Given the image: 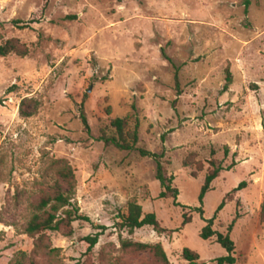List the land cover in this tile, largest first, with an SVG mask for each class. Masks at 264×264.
I'll return each mask as SVG.
<instances>
[{
	"label": "rangeland",
	"instance_id": "1",
	"mask_svg": "<svg viewBox=\"0 0 264 264\" xmlns=\"http://www.w3.org/2000/svg\"><path fill=\"white\" fill-rule=\"evenodd\" d=\"M8 41L27 53L0 57V264H159L125 243L160 244L170 264H190L184 249L216 264L226 251L199 237L213 218L223 234L234 222L236 264H264V0H0V46ZM135 118L136 150L100 141L114 119L132 131ZM138 149L163 156L187 209L158 198L155 162ZM211 160L230 170L201 215ZM66 165L89 222L30 238L26 224ZM130 203L166 232L129 234L120 224Z\"/></svg>",
	"mask_w": 264,
	"mask_h": 264
},
{
	"label": "trees",
	"instance_id": "2",
	"mask_svg": "<svg viewBox=\"0 0 264 264\" xmlns=\"http://www.w3.org/2000/svg\"><path fill=\"white\" fill-rule=\"evenodd\" d=\"M248 5V2H246ZM27 52L22 51L18 46L14 44L13 41H8L4 45L0 46V57H6L11 54H15L18 56H25ZM231 85V76L228 71H226V83L223 87V93ZM21 115L25 118L31 117L35 114L36 110L27 112L20 109ZM82 124L86 131L89 130L88 124L85 118L84 113H81ZM139 121L135 118V125L132 131L127 130V120L125 119H114L110 122L109 129L113 133L112 135L103 134L100 137V141H102L106 146H112L120 151H133L136 150V145L139 141L138 135ZM141 157L146 158L150 157L154 160L156 165V174L155 178L159 182L161 187V192L159 193V199H172L174 201V205L177 207H181L182 209H187L185 206H181L176 203V199L179 196V192L176 188L172 186L174 177L167 176L166 171L161 163L162 155L151 154L150 152L138 149ZM227 148L225 150V155L227 154ZM213 154V152H212ZM193 158V157H192ZM197 172H202V164L196 162ZM191 162L188 160L184 161V167H189ZM230 168L224 169L215 161L209 162V170L204 178V183L201 187L199 194V203L201 207L196 211L203 215L202 205L204 202V198L209 193L212 188V183L219 177V174ZM57 180L52 183L49 187V191L45 196H43L37 206L35 207L34 214L27 222L26 227L24 229V234L29 236L30 238H35L36 236L45 233V232H58L63 228L70 229L72 223L77 221H85L89 222L87 217L82 216L79 212V209L72 203V197L76 188V178L72 168L68 165L60 168L57 172ZM192 177L196 178L197 174L192 173ZM245 187V183H241L236 191H239ZM224 203L222 202L218 209L217 213L222 210ZM263 217H264V203L262 206ZM183 226L190 223V217L186 214H183ZM213 221L214 218L209 220L207 224L202 228L199 237L204 241H208L211 239H215V243H217L221 248H223L227 255L224 257H220L216 259V264H236L235 258V244L230 238V233L232 231L234 222L228 227L227 233L223 234L213 230ZM120 226L123 229H126L129 234H133L135 230L141 229L143 227H151L158 234H163L166 232L157 221L156 216L154 214H147L143 216L142 208L136 203H130L127 209V215L122 216V223ZM99 230H104V228H96ZM68 232L67 234H70ZM102 234L100 232L96 233L94 236H89L84 239L89 245V249L94 248L99 240V237ZM125 249H131L134 252H149L151 253L159 262V264H170L166 253L160 244L148 245V244H140V243H125L123 244ZM36 250L47 249L43 245L37 242L35 246ZM54 250H50L49 253H52ZM182 258L184 261H187L190 264H195L199 260V255L196 252L191 251L190 249H184L182 251Z\"/></svg>",
	"mask_w": 264,
	"mask_h": 264
}]
</instances>
